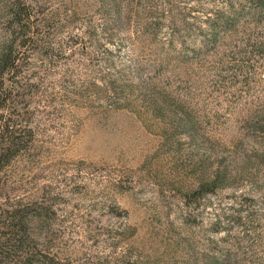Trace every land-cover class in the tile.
I'll list each match as a JSON object with an SVG mask.
<instances>
[{
	"label": "rangeland",
	"instance_id": "obj_1",
	"mask_svg": "<svg viewBox=\"0 0 264 264\" xmlns=\"http://www.w3.org/2000/svg\"><path fill=\"white\" fill-rule=\"evenodd\" d=\"M37 1L56 40L88 29L98 40L59 66L74 92L42 124L32 162L2 171L7 189L45 185L53 203L32 264H195L210 251L264 264V48L255 70L227 69L233 46L219 44L160 72L157 44L135 34L159 0ZM210 180L214 192L184 203Z\"/></svg>",
	"mask_w": 264,
	"mask_h": 264
},
{
	"label": "trees",
	"instance_id": "obj_2",
	"mask_svg": "<svg viewBox=\"0 0 264 264\" xmlns=\"http://www.w3.org/2000/svg\"><path fill=\"white\" fill-rule=\"evenodd\" d=\"M38 6L37 0L4 3V38L0 43V264H32L30 257L38 238L52 234L48 210L53 203L45 185L37 191L32 187L21 191L19 185L7 189L8 175L2 171L18 160L32 162L42 124L48 123L63 99L74 92L68 68L59 66L98 40L91 37L94 29L69 31L64 39L56 40V28L50 27ZM139 20L136 36L158 46L153 70L155 66L159 71L167 68L174 58L216 54L219 44L233 46L224 49L232 51L227 69L260 67L250 58L262 54L264 48V38L259 35V29L264 28V0H159ZM106 32L114 34L108 29ZM240 56L245 60H237ZM155 98H160L158 92ZM215 187L213 180L202 182L181 193L182 200L188 205L214 192ZM40 245V251L49 248L43 242ZM229 260V251H210L195 264H229Z\"/></svg>",
	"mask_w": 264,
	"mask_h": 264
}]
</instances>
